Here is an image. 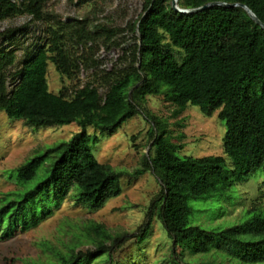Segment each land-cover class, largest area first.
I'll list each match as a JSON object with an SVG mask.
<instances>
[{
	"label": "trees",
	"instance_id": "1",
	"mask_svg": "<svg viewBox=\"0 0 264 264\" xmlns=\"http://www.w3.org/2000/svg\"><path fill=\"white\" fill-rule=\"evenodd\" d=\"M49 2L0 0V23L28 16L32 23L45 26L44 36L16 48L14 39L8 47L1 39L24 31L0 32V111L30 126L76 123L82 130L17 169L18 188L6 193L0 205V227L5 226L6 236L18 226L38 225L67 197L86 209H100L122 193L120 177L151 170L161 190L138 237L144 242L157 211L173 242L164 264H264V208L248 210L243 223L216 231L188 223L192 199L212 197L264 170V28L243 7L216 5L184 14L173 9L172 0H144L143 13L127 29L136 40L123 49L127 65L107 73L101 82L54 93L47 79L50 63L62 77L75 80L82 68L98 66L91 56L99 39L116 37L126 29L98 32L87 20L64 22L49 12ZM211 2L244 4L264 23V0H179L178 5L194 9ZM166 36L171 44L165 42ZM102 86L107 88L105 95L99 93ZM158 95L173 104L174 118L190 104L207 116L219 112L227 126L224 153L234 163L230 171L223 156L178 155L183 136L176 142L168 120L145 106L148 96ZM140 110L151 123L150 155L143 154L141 166L133 172L100 162L92 151L99 139L87 128L115 132ZM43 166L46 175L28 186ZM86 230L94 249L72 250L61 255L59 264H91L103 256L114 264L111 249L127 233L113 236L96 222ZM186 252L216 259L193 262Z\"/></svg>",
	"mask_w": 264,
	"mask_h": 264
},
{
	"label": "rangeland",
	"instance_id": "2",
	"mask_svg": "<svg viewBox=\"0 0 264 264\" xmlns=\"http://www.w3.org/2000/svg\"><path fill=\"white\" fill-rule=\"evenodd\" d=\"M48 10L64 22L87 20L92 30L98 32L126 29L110 39L107 35L102 36L98 49L91 56L99 61L98 66L82 68L75 80L62 77L56 66L50 63L47 75L49 88L59 93L63 87H82L89 81L101 82L107 73L127 65L122 58L123 49L136 41L134 33L127 29L143 13L144 0H50ZM20 28L24 33L16 32L3 37L1 45L8 47L14 39L12 46L16 48L21 42L28 44L45 33L43 23H32L28 16H18L0 23V32ZM165 42L171 44V39L166 36ZM174 51L179 54L180 50L174 48ZM18 54L21 55L20 51ZM106 92V87H100L99 93L105 95ZM145 106L168 120V127L176 142L183 136L181 141L184 147L178 151L180 157L223 156L228 170L233 168L232 159L224 153L227 126L219 118V112L207 116L199 107L190 104L181 116L174 118L171 116L174 106L164 95L148 96ZM150 128V121L140 110L115 132L93 127H88L87 131L99 139L92 144V151L100 162L111 164L118 170L133 172L141 166L143 154L151 153ZM81 130L76 123L30 126L21 119L8 118L4 111H0V205L6 193L17 190L15 177L21 165L36 154L69 140ZM44 167L39 169L37 177L28 186H34L43 179L46 175ZM119 185L122 193L100 209H86L77 205L72 197H67L38 225L28 229L18 226L11 236H6L5 226H1L0 264H59L61 255H67L72 250L94 249L86 230L92 222L105 225L113 236L127 233L111 249L112 263L164 264L173 242L158 219L157 211L153 214L152 225L144 242L139 241L138 237L148 221L153 199L161 190L159 179L150 170L138 176L124 175L120 177ZM190 205L193 209L188 220L190 225L216 231L243 223L249 218L248 210L264 208V170L246 176L234 187L222 189L212 197L192 199ZM108 244L111 245L112 241ZM200 255L185 253L186 258L193 262L216 259L213 255ZM106 257H99L91 264H109Z\"/></svg>",
	"mask_w": 264,
	"mask_h": 264
},
{
	"label": "water",
	"instance_id": "3",
	"mask_svg": "<svg viewBox=\"0 0 264 264\" xmlns=\"http://www.w3.org/2000/svg\"><path fill=\"white\" fill-rule=\"evenodd\" d=\"M178 1L179 0H172V6H173V9L176 11V12H180V13H195V12H198V11H201V10H204V9H207L209 7H212V6H216V5H224V6H228V7H243L246 12L249 14V16L258 24L260 25L262 28H264V23L259 19L257 18V15H255V13L246 5L244 4H240V3H234V4H229V3H225V2H211V3H208L202 7H199V8H194V9H183L181 8L179 5H178ZM139 26V24H138ZM141 41V40H140Z\"/></svg>",
	"mask_w": 264,
	"mask_h": 264
}]
</instances>
